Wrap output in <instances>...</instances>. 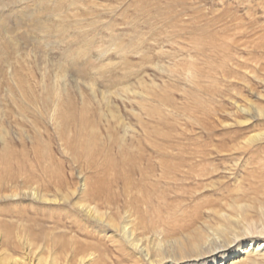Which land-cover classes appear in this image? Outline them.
I'll use <instances>...</instances> for the list:
<instances>
[{"label":"rangeland","instance_id":"rangeland-1","mask_svg":"<svg viewBox=\"0 0 264 264\" xmlns=\"http://www.w3.org/2000/svg\"><path fill=\"white\" fill-rule=\"evenodd\" d=\"M259 94L264 0H0V193L60 196L85 183L118 221L134 209L184 226L234 172L222 147L235 144L238 106L264 104ZM45 208L0 202V226L14 234L22 223L39 244L65 225L73 236L59 245L93 240L73 226L70 205ZM99 241L115 262L114 245Z\"/></svg>","mask_w":264,"mask_h":264},{"label":"bare ground","instance_id":"bare-ground-1","mask_svg":"<svg viewBox=\"0 0 264 264\" xmlns=\"http://www.w3.org/2000/svg\"><path fill=\"white\" fill-rule=\"evenodd\" d=\"M257 67L259 68V66ZM60 77L65 79V72H61ZM58 80L60 79H57V82ZM54 86L56 85L54 84ZM60 87L59 89L55 87L54 101L49 99L52 103L51 109H53L50 119L58 127L64 124L63 112L65 110L62 106L66 100L63 95L66 96L67 93L66 85ZM90 88L94 92L93 87ZM258 97L264 100V96L261 94ZM104 98V102L109 108L111 101L108 102L106 96ZM248 100L250 102V99ZM247 104L243 103V105ZM243 105L238 106L244 116L237 121L239 128L235 132V144L232 145L233 148H228L226 142L222 147L223 152L231 153L230 156L234 159L232 166L234 172L229 173V177L223 180L219 195L214 200L199 205V208L194 212V217L190 216L193 213L187 215L191 217L190 223L180 226L179 220H175L173 224L178 226H174L161 218L155 221L147 220L142 212L134 209L124 211L125 214L120 216V221H118L114 217L115 214H111L109 211L110 208L104 207L105 210H103V206L98 205V201H96L97 197L89 195L91 192L88 193L85 183L60 196L44 194L37 190H23L21 193L13 191L10 194L0 193V202L28 200L31 204H40L44 208L48 205L68 204L73 209L71 217L73 226L75 225L82 232H86V236L93 238V240H83L82 243L78 242L75 245L68 243L70 246L66 244V247L61 246L58 243L59 237L68 238L70 236L71 238L72 235V231L68 230L66 225H62V228L55 226L52 231H49L48 239L51 241L39 244L29 230H26L25 227L22 228V223L14 234H8L7 230L4 231L0 226V264H117L116 261L121 263L119 257L126 264H264V104L251 101L249 106ZM111 113L115 115L113 112ZM110 130H113L112 127ZM6 136H0V142L4 146L7 145ZM89 139L91 141V138ZM178 173L180 172L178 171ZM196 177H194V181H199L204 176ZM128 179L130 180V176ZM231 179L234 181L233 187L228 185V181ZM225 180L227 181L225 182ZM201 184L204 185V183ZM137 186L139 185L137 184ZM197 190L196 192H198ZM91 197L94 199L92 200ZM12 210L14 211V209ZM44 210L46 211L47 208ZM144 212L146 213L147 210ZM176 212L178 211L176 210ZM185 212L188 211L185 210ZM166 216L168 215L166 214ZM28 227L30 226L28 225ZM100 238L114 245L119 254H116L115 262L113 256L108 253V245L105 247L99 241ZM95 239L99 242L94 241ZM76 241L78 240L76 239Z\"/></svg>","mask_w":264,"mask_h":264}]
</instances>
